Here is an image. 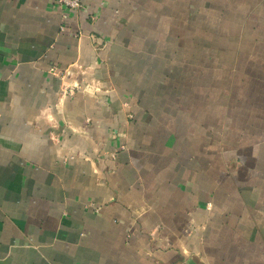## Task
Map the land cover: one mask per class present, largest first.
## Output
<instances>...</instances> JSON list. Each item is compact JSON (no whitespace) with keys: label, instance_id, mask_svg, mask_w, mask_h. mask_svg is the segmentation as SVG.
Listing matches in <instances>:
<instances>
[{"label":"crops","instance_id":"1","mask_svg":"<svg viewBox=\"0 0 264 264\" xmlns=\"http://www.w3.org/2000/svg\"><path fill=\"white\" fill-rule=\"evenodd\" d=\"M81 1L0 0V264H264V0Z\"/></svg>","mask_w":264,"mask_h":264},{"label":"built area","instance_id":"2","mask_svg":"<svg viewBox=\"0 0 264 264\" xmlns=\"http://www.w3.org/2000/svg\"><path fill=\"white\" fill-rule=\"evenodd\" d=\"M57 3L62 9L64 17H67L70 12L84 9V5L81 0H57ZM71 91V89H68V92Z\"/></svg>","mask_w":264,"mask_h":264}]
</instances>
